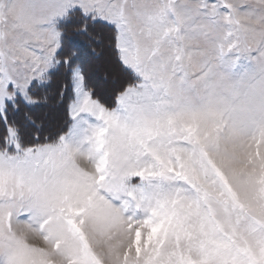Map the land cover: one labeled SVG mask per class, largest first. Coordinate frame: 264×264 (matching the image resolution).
<instances>
[{
  "label": "snow or ice",
  "instance_id": "snow-or-ice-1",
  "mask_svg": "<svg viewBox=\"0 0 264 264\" xmlns=\"http://www.w3.org/2000/svg\"><path fill=\"white\" fill-rule=\"evenodd\" d=\"M0 264H264V0H0Z\"/></svg>",
  "mask_w": 264,
  "mask_h": 264
},
{
  "label": "rangeland",
  "instance_id": "rangeland-1",
  "mask_svg": "<svg viewBox=\"0 0 264 264\" xmlns=\"http://www.w3.org/2000/svg\"><path fill=\"white\" fill-rule=\"evenodd\" d=\"M107 39H109V38H107ZM98 41L96 40L97 43H101L100 41L99 42ZM100 45H102L104 48L102 55L100 56V58H98L99 60L101 59V61H98V59H96V60H97V62H102V63H101V65L99 63H95L93 68L90 70V76H91L92 82L98 84L97 88H99V92H100L101 97H102V96H104V95H102L103 92H107L108 90H111L112 80L115 78L113 76V73L115 72L117 74L118 70L116 68H114V65H113L114 62L111 61V57H110V53H109L110 50L107 46V42L104 41ZM105 50H107V51H105ZM106 72H108V73H106ZM106 99H108V93H107Z\"/></svg>",
  "mask_w": 264,
  "mask_h": 264
},
{
  "label": "trees",
  "instance_id": "trees-1",
  "mask_svg": "<svg viewBox=\"0 0 264 264\" xmlns=\"http://www.w3.org/2000/svg\"><path fill=\"white\" fill-rule=\"evenodd\" d=\"M108 38V32H107V30H98V32H97V34H96V37H95V39L98 41H100L101 43H103L104 41L105 42H107V46H108V48H109V50H110V42H109V39H107ZM98 41V42H99ZM101 43H97V42H95V43H90V49L91 50H87L86 49V51H85V64H86V67H87V69L89 70V73H90V70L93 68V66L95 65V63H99L100 65H101V63L102 62H97V60L96 59H98V58H100V56L102 55V53H103V46L102 45H100ZM108 50V51H109ZM92 51H94L95 52V55H92ZM105 51H107V50H105ZM109 53H110V57H111V61L112 62H114L113 63V65H114V68H116L117 69V66H116V64H115V61H114V59H113V57L111 56V52L109 51ZM98 61H101V59L100 60H98ZM118 70V69H117ZM112 72V71H111ZM106 73H108V72H106ZM118 75V73L116 74L115 72L113 73V76L114 77H116ZM94 85H95V87H96V89H97V93H98V95L101 97V94H100V92H99V88H97L98 86V84L97 83H94ZM54 90H55V83L52 85V88L49 90V91H52V92H54ZM103 92V91H102ZM107 93H108V99L110 98V96H111V90H108L107 92H103V94L102 95H104V96H102L101 97V99L102 100H108V99H106L107 98Z\"/></svg>",
  "mask_w": 264,
  "mask_h": 264
},
{
  "label": "bare ground",
  "instance_id": "bare-ground-1",
  "mask_svg": "<svg viewBox=\"0 0 264 264\" xmlns=\"http://www.w3.org/2000/svg\"><path fill=\"white\" fill-rule=\"evenodd\" d=\"M99 60V59H98Z\"/></svg>",
  "mask_w": 264,
  "mask_h": 264
}]
</instances>
